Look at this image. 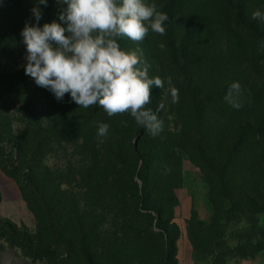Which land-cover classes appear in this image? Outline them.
I'll list each match as a JSON object with an SVG mask.
<instances>
[{
	"label": "rangeland",
	"instance_id": "374dc122",
	"mask_svg": "<svg viewBox=\"0 0 264 264\" xmlns=\"http://www.w3.org/2000/svg\"><path fill=\"white\" fill-rule=\"evenodd\" d=\"M155 2L160 11L168 10L165 33L149 31L140 42L126 36L118 41L122 49H142L150 76L165 81L164 90H151L152 102L148 105L155 110L157 103L165 104L159 113L163 131L155 137L142 130L127 112L109 117L98 104L79 107L68 94L57 101L48 90L38 87L24 73L26 52L20 35L25 22L33 21L34 0L0 2V155H5L0 157L1 163L10 173H16V181L23 179L25 162L29 164L34 158L23 156L25 151L19 149L21 132L34 122L25 119L26 114L39 111L45 133L51 129L64 131L62 123L51 122L49 113L53 109L78 114L83 131L93 143L97 123H108V135L98 138L99 143L105 148L123 147V152L114 154L112 167L111 157H103L99 164L100 173H111L107 180L112 178V190L100 185L90 192L103 194L105 204L104 218L97 217L93 222L97 226L93 231L97 249L91 247L89 254L94 258L89 264H182L187 258L196 264H264V59L256 62L249 55L251 37L264 29L251 14L256 9L264 10V0ZM40 7L43 25L59 22L58 14L66 6L49 0L47 7ZM168 78L179 90L176 104L165 94ZM233 81H238L242 89L238 110L224 100ZM35 96L39 103L33 101ZM51 97L56 109L47 102ZM140 132L134 149V138ZM43 144L37 152L43 172L52 176L59 190L68 189L73 199L85 200L87 193L81 190L83 184L75 175L77 157L62 135L57 134L56 140L47 138ZM126 150L137 154L138 163L152 154L148 177L150 186L157 189L150 206L160 216H144L142 208L134 215L130 206L118 204L133 158ZM96 158L88 169L96 168L92 165ZM135 182L141 184L138 177ZM134 216L137 218L132 220ZM115 222L123 225L120 234L127 226L144 234L158 231L161 225L174 238L173 248L164 251L161 246L165 232L161 237L141 236L133 243L140 246L135 247L137 251L125 243L119 247L113 241ZM18 225L20 234H26L32 246L45 255L41 263L55 264L54 253L61 264H88L66 259L64 253L49 247L45 237ZM115 251H119V259L113 258Z\"/></svg>",
	"mask_w": 264,
	"mask_h": 264
},
{
	"label": "clouds",
	"instance_id": "9594fccd",
	"mask_svg": "<svg viewBox=\"0 0 264 264\" xmlns=\"http://www.w3.org/2000/svg\"><path fill=\"white\" fill-rule=\"evenodd\" d=\"M2 2V0H0ZM65 5L53 20L43 25L41 5L49 0H34L31 8L33 21H26L21 30L25 46V75L38 87L48 90L57 101L68 94L79 107L99 105L109 117L127 112L138 126L153 137L163 131L159 113L165 108L151 104V90L165 89V81L150 76V65L142 49H122L118 40L128 37L143 41L149 31L163 35L169 20L167 13L158 9L155 0H56ZM252 20L264 26V10L256 9ZM264 47V45H261ZM166 95L170 102H179V90L171 85ZM242 89L238 81L228 86L224 100L232 108L242 105ZM126 125V122H123ZM110 125L97 123V136L108 135Z\"/></svg>",
	"mask_w": 264,
	"mask_h": 264
},
{
	"label": "trees",
	"instance_id": "16d2710c",
	"mask_svg": "<svg viewBox=\"0 0 264 264\" xmlns=\"http://www.w3.org/2000/svg\"><path fill=\"white\" fill-rule=\"evenodd\" d=\"M168 14V10L165 11ZM251 47L249 49L250 57H254L256 62L264 59V29L259 33L253 34ZM119 41V40H118ZM19 92H16L18 94ZM20 94V93H19ZM34 102L40 101L39 97H33ZM48 104L56 109V102L54 98H50ZM41 114L36 111L32 114L24 115V118L33 122L32 126L27 127L21 132L19 138V149L25 151L23 156L32 155L34 158L29 164L25 162L24 166L27 165L26 173L21 181H17L19 188L22 193L24 201L27 203L29 210L33 213L36 220L35 236L45 237L51 246L58 254H65L66 259H71L72 262L82 261L90 263L93 261L94 255L89 254L91 247H96V237L93 236V231L97 229V226L93 224L94 221L103 217V207L105 204L103 194L96 193L92 195L90 192L96 187L101 185V188L106 190H112L111 183L112 178L108 179V173L101 172L100 162L103 157H111L110 165H113L114 154L123 152V147L111 146L110 148L103 147L98 141L93 143L88 135L87 131H83L81 120L82 118L78 114H70V111L63 110H52L49 113L51 122L62 123L64 125L63 132H57L51 129L45 133L40 126ZM142 130H145L142 128ZM57 134L62 135V140L68 144L69 149L76 155L77 163L79 166L75 169V175L79 177V181L83 184L81 190H85L87 193L86 199L80 198L79 200L70 197L68 189L59 190L58 186L53 183L51 175L47 176L41 167V162L38 151L42 150L44 146V140L47 138H55ZM96 136V135H95ZM2 147V146H1ZM137 145L134 146L136 149ZM125 153L132 154V160L128 167H130V175L127 176L125 184L121 187L122 193L120 199L117 201L118 204L123 203L124 207L130 206L133 214L139 213L140 209H144V216H151V213H155L154 207L150 206V202L153 199L151 195L157 189V186L151 187V180L149 174L151 171L152 154L149 153L143 157L138 163L135 162L136 153L133 151L126 150ZM1 156H5L2 155ZM99 156L97 159L96 157ZM97 159L94 165L96 168L88 169V164L93 159ZM0 167L3 172L16 179V173H10L8 166H3L0 159ZM95 169V170H94ZM128 173V174H129ZM135 177L141 180V184L135 182ZM67 181L63 183L67 188ZM108 183V185L106 184ZM55 188L57 189L56 191ZM80 190V191H81ZM89 198H92L89 201ZM116 204V203H115ZM154 210V211H152ZM156 211L155 215L160 216V213ZM115 218L117 214H114ZM157 217V216H156ZM137 217H133L135 220ZM160 218V217H159ZM160 219H157L159 223ZM116 223V222H115ZM123 225L115 224V232L113 234V241L116 245L121 247L124 243L130 249L134 251L140 248L139 245L133 246V243L138 241L141 236L152 237L153 235L161 237L165 232L163 226L159 225V230L155 232H144V234L138 232L136 229H127L120 234L119 231ZM133 228V227H132ZM148 228L151 229L150 225ZM21 229L14 225L12 222L0 218V241H7L8 246L11 249H19L23 254L22 257L29 259L32 262H40L45 258L44 254L32 246L26 234H20ZM161 246L164 251L168 248H173L174 238L165 232V238L161 239ZM24 250H27L24 252ZM28 252H31L29 255ZM119 251H115L113 258L119 259ZM55 264H61L52 253ZM121 256V252H120ZM63 260V259H62ZM61 260V261H62Z\"/></svg>",
	"mask_w": 264,
	"mask_h": 264
},
{
	"label": "crops",
	"instance_id": "0c3cea01",
	"mask_svg": "<svg viewBox=\"0 0 264 264\" xmlns=\"http://www.w3.org/2000/svg\"><path fill=\"white\" fill-rule=\"evenodd\" d=\"M0 217L20 224L29 230H35L36 220L29 210L27 203L22 197L17 181L6 175L0 167ZM0 264H43L32 262L22 257L17 249H11L3 241H0ZM182 264H196L192 259L187 258Z\"/></svg>",
	"mask_w": 264,
	"mask_h": 264
},
{
	"label": "water",
	"instance_id": "95a60500",
	"mask_svg": "<svg viewBox=\"0 0 264 264\" xmlns=\"http://www.w3.org/2000/svg\"><path fill=\"white\" fill-rule=\"evenodd\" d=\"M142 136V132L138 133V135L134 138V146L137 145L138 140L140 139V137Z\"/></svg>",
	"mask_w": 264,
	"mask_h": 264
}]
</instances>
